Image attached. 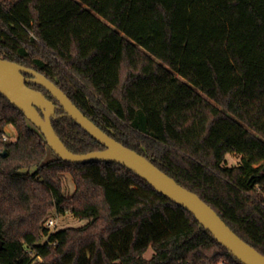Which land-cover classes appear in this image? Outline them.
Instances as JSON below:
<instances>
[{
    "label": "trees",
    "instance_id": "1",
    "mask_svg": "<svg viewBox=\"0 0 264 264\" xmlns=\"http://www.w3.org/2000/svg\"><path fill=\"white\" fill-rule=\"evenodd\" d=\"M0 59L46 76L264 255V0H0ZM28 85L57 105L69 150L105 149ZM8 125L18 138L0 143V264H33L30 252L36 264H243L127 167L60 158L0 92V132ZM230 153L242 164L227 166ZM52 211L87 224L42 244Z\"/></svg>",
    "mask_w": 264,
    "mask_h": 264
},
{
    "label": "water",
    "instance_id": "2",
    "mask_svg": "<svg viewBox=\"0 0 264 264\" xmlns=\"http://www.w3.org/2000/svg\"><path fill=\"white\" fill-rule=\"evenodd\" d=\"M32 75V78L25 76ZM33 82L46 88L104 150L77 154L68 149L55 131L52 117L57 105L41 91L31 88ZM0 92L42 132L51 149L70 163H116L127 167L148 181L161 194L190 211L213 236L243 264H264V255L237 235L221 216L195 192L183 187L137 151L123 145L90 120L51 80L34 69L0 59ZM6 155V152L3 153Z\"/></svg>",
    "mask_w": 264,
    "mask_h": 264
},
{
    "label": "rangeland",
    "instance_id": "3",
    "mask_svg": "<svg viewBox=\"0 0 264 264\" xmlns=\"http://www.w3.org/2000/svg\"><path fill=\"white\" fill-rule=\"evenodd\" d=\"M4 129L10 131L12 134L14 133L17 134L16 129L11 125L4 127ZM226 160H227V166H238L242 164V156L236 153L228 154L226 157ZM63 178H64L65 194L72 195L76 189L72 176L70 174H65ZM51 216L52 217L59 216L58 224H57V227L55 228L57 231L65 229L67 227H82L87 224L86 220H82L74 216L71 212H67L65 214H58L56 211H52L49 213V216L47 217V219ZM152 253H153V249L151 248L146 253V257L151 258ZM219 264H229V263L221 259Z\"/></svg>",
    "mask_w": 264,
    "mask_h": 264
},
{
    "label": "built area",
    "instance_id": "4",
    "mask_svg": "<svg viewBox=\"0 0 264 264\" xmlns=\"http://www.w3.org/2000/svg\"><path fill=\"white\" fill-rule=\"evenodd\" d=\"M17 134H12L10 131L4 129L2 132H0V143H10V142H16L17 141ZM59 220V216L57 217H49L45 223H44V228H43V235L45 237V242L43 241L42 244L46 243V240H48V236L57 231L55 228L57 227ZM55 229V230H54ZM47 230V233L44 232ZM32 259H33V264H36L40 261H43V258L41 256H36L32 252H30ZM178 264H189L186 262H179Z\"/></svg>",
    "mask_w": 264,
    "mask_h": 264
},
{
    "label": "crops",
    "instance_id": "5",
    "mask_svg": "<svg viewBox=\"0 0 264 264\" xmlns=\"http://www.w3.org/2000/svg\"><path fill=\"white\" fill-rule=\"evenodd\" d=\"M75 188H76V186H75Z\"/></svg>",
    "mask_w": 264,
    "mask_h": 264
}]
</instances>
